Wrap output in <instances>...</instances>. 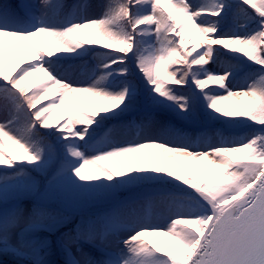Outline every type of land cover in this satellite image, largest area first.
Returning a JSON list of instances; mask_svg holds the SVG:
<instances>
[{
    "label": "snow or ice",
    "instance_id": "6c2138e0",
    "mask_svg": "<svg viewBox=\"0 0 264 264\" xmlns=\"http://www.w3.org/2000/svg\"><path fill=\"white\" fill-rule=\"evenodd\" d=\"M41 189L104 208L56 237L64 264H264V0H0L13 264H50Z\"/></svg>",
    "mask_w": 264,
    "mask_h": 264
},
{
    "label": "trees",
    "instance_id": "16d2710c",
    "mask_svg": "<svg viewBox=\"0 0 264 264\" xmlns=\"http://www.w3.org/2000/svg\"><path fill=\"white\" fill-rule=\"evenodd\" d=\"M67 1L68 0H66V2ZM99 2H100V0H96V3H99ZM99 43H103V42H99ZM108 50L112 51L113 49L110 48ZM177 59H179V57ZM88 66H90L89 62L86 61L85 62V69H87ZM172 87L181 88V86H179V85H172ZM157 116H158V119H161V120L172 119L170 114L164 113V112L158 113ZM131 118H132V116H127L124 119L127 120V119H131ZM137 118H139L138 115H137ZM244 131H247V130L246 129H239V130H237V134H240ZM33 175L35 176L36 174H33ZM190 178L201 179L202 177L198 176L195 173H191ZM37 179H42V177L37 176ZM37 202H39V206L43 210H45L48 213H51L56 218V225H55L56 231L54 233H49L47 231H41L38 233V235L41 238L48 237L49 239H51L53 241L52 254L47 256L46 258L50 262V264H53V263L54 264H64L65 257L63 255V253L60 251L59 246L55 243L56 237L61 233L68 232L70 229H74L75 226L80 221L82 211L85 213L86 212L95 213V212L103 211L104 208L102 206H95V207H91L88 209L81 210V209L76 208L75 206H70L71 209H66L64 203L59 202V201H52V200L45 198L43 196V189H41V193H40V196L38 198V201H37V198H27L26 200L21 201V205L24 206L25 204H27V205L31 206L33 203H37ZM154 211L159 212V211H161V209L158 207V208H155ZM65 217L68 218L67 222H64ZM44 222L46 224L52 223V221H50L48 219H45ZM152 240H155V239H152ZM156 241H158L161 244V242L159 240L156 239ZM86 250H87V246H86ZM56 259L58 260L57 263H55ZM13 260H14V258L10 257V256L0 257V261H2L3 264H13Z\"/></svg>",
    "mask_w": 264,
    "mask_h": 264
},
{
    "label": "rangeland",
    "instance_id": "374dc122",
    "mask_svg": "<svg viewBox=\"0 0 264 264\" xmlns=\"http://www.w3.org/2000/svg\"><path fill=\"white\" fill-rule=\"evenodd\" d=\"M71 3H72V1H71ZM91 3L96 4V0H91ZM96 14H99V10H97ZM185 44H186V46H190V42H188V41H185ZM64 205H65L66 209H71V207H70L71 205H68L65 203H64ZM148 239H155V240L157 239L161 242L162 245H165V246L170 243L165 237H149ZM57 262H58V260H56L55 263H57Z\"/></svg>",
    "mask_w": 264,
    "mask_h": 264
}]
</instances>
